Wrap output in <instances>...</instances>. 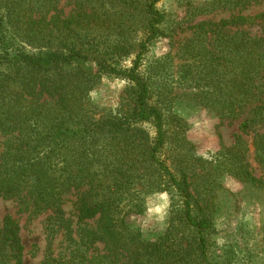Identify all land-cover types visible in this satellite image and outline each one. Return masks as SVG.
<instances>
[{
    "label": "trees",
    "instance_id": "obj_1",
    "mask_svg": "<svg viewBox=\"0 0 264 264\" xmlns=\"http://www.w3.org/2000/svg\"><path fill=\"white\" fill-rule=\"evenodd\" d=\"M70 1L76 12L62 17L58 0H0V198L32 215L47 213L48 242L37 264H229L210 253L215 188L217 215L226 197L218 179L226 174L264 193V11L248 13L264 0L193 7L226 15L194 25L198 32L183 46L184 79L193 88L181 94L221 122L239 119L241 133L252 134L251 152L238 135L220 144L213 162L183 149L181 118L164 114L140 72L147 44L163 35L158 0ZM132 54L128 66L120 64ZM112 74L132 91L128 103L101 112L90 91ZM142 189L177 199L156 238L126 218L141 207ZM70 193L74 224L63 209ZM58 232L65 246L56 251ZM259 241L260 260L252 264H264V221ZM0 264H24L20 227L10 215L0 221Z\"/></svg>",
    "mask_w": 264,
    "mask_h": 264
},
{
    "label": "rangeland",
    "instance_id": "obj_2",
    "mask_svg": "<svg viewBox=\"0 0 264 264\" xmlns=\"http://www.w3.org/2000/svg\"><path fill=\"white\" fill-rule=\"evenodd\" d=\"M211 0H158L156 6L166 15V20L160 25L163 35L151 40L141 56L140 72L148 80L151 87L152 100L161 105L164 114L179 116L184 140L179 141L187 153L198 159L201 157L213 162L217 158L220 144L229 146L241 135L251 152L252 134L243 135L239 130V119L220 121L213 111L190 100L181 93L191 90L190 81L184 79V65L187 60L183 46L193 33L198 32L194 25L200 21L216 22L220 16L217 8L195 12L197 7ZM56 9L62 17L73 15L76 11L70 0H58ZM264 11V1L259 6L252 7L248 13L253 15ZM139 29V28H138ZM138 29L136 31H138ZM140 33L133 34L132 42L137 43ZM133 54L125 56L120 64L128 66ZM128 80L119 75H103L96 86L90 91V97L101 112H107L119 105L128 103L131 92ZM170 129H175L170 125ZM176 140H170L168 146H174ZM204 169L203 171H206ZM218 182L219 192L226 196L221 202L217 215V187L215 188L216 207L213 217V244L211 258L216 260L227 258L229 264H252L260 260L255 256L260 243V229L264 221V193L261 190L244 187L229 175H222ZM141 207L130 212L127 221L138 227L146 237L156 238L163 234L169 225V217L177 206V199L169 191L159 189H142L137 194ZM76 195L65 196L63 209L65 216L72 223L76 221ZM6 215L12 216L20 227V237L24 245V264H37L42 260L48 242L46 227L47 213L32 215L24 210L16 201L0 198V221ZM94 225L95 219L86 221ZM52 246L61 250L65 243L61 232L54 235ZM253 253V254H252Z\"/></svg>",
    "mask_w": 264,
    "mask_h": 264
}]
</instances>
